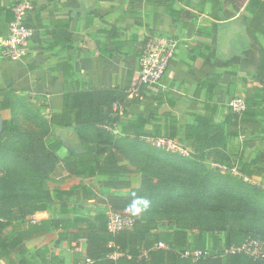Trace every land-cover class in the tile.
<instances>
[{
	"label": "crops",
	"instance_id": "1",
	"mask_svg": "<svg viewBox=\"0 0 264 264\" xmlns=\"http://www.w3.org/2000/svg\"><path fill=\"white\" fill-rule=\"evenodd\" d=\"M24 2L33 6L26 25L35 30V37L27 46V55L20 60L3 59L0 55V88L43 105L46 120L55 117L51 140L61 142L62 146L57 153V170L50 180L52 193L55 188L69 190L81 183L100 193L99 179L70 175L66 159L75 149L79 154L87 153L80 137L87 139L90 147L102 156H123L121 148L115 146V140L123 137L122 127L98 122L105 115L102 105H78L71 118L66 111L71 104L105 102L107 93L118 95L135 87L142 48L151 37L177 39L180 46L159 86L147 93L151 99L145 97L136 106L115 104L112 116L121 108L131 117L149 116L154 109L155 120L148 128L164 132L171 123V118L164 117L166 114L183 127L204 115L209 105L215 108V121L221 124L230 114V102L242 97L252 106L248 110L252 114L246 117L243 133L229 140L227 152L233 161L230 172L240 174L243 163H251L264 152V3L260 5L262 16L256 20L259 4L251 0H232L217 12L218 19L212 17V3L203 0H0V37L9 33L14 6ZM180 11L185 14L179 18L175 13ZM66 119H71L73 125L66 126ZM96 128L106 131L108 136L99 134ZM155 140L161 138L148 142ZM174 142L184 148L178 139ZM77 165L72 170L89 167L86 163ZM119 165L133 169L126 159ZM130 178L132 186L137 187L140 176L132 174ZM246 180L261 185L264 176ZM130 191L113 189L111 193L126 197ZM61 204L54 199L48 209L34 212L26 219L41 231V224L53 217L71 218L75 212L94 216L111 208L95 200L84 204L70 200L64 207ZM15 210L1 219L14 222ZM59 235V230L37 232L28 237L26 248L36 252L47 248V256L54 257L59 264L87 259L84 241L72 247L57 245ZM5 260L0 259V264H7ZM7 261L27 264L16 254Z\"/></svg>",
	"mask_w": 264,
	"mask_h": 264
},
{
	"label": "trees",
	"instance_id": "2",
	"mask_svg": "<svg viewBox=\"0 0 264 264\" xmlns=\"http://www.w3.org/2000/svg\"><path fill=\"white\" fill-rule=\"evenodd\" d=\"M203 1L212 3L214 19H218L217 12L225 9L226 4L232 2V0ZM251 2L259 4L255 13V19L259 20L263 12L260 5L264 3V0H251ZM175 14L180 18L185 12L180 11ZM155 87L157 86H140L138 98L129 99L127 92L130 88H128L118 95L113 92L107 93L104 97L105 102H80L77 106L74 104L68 106L66 112L71 118L73 113H76L75 109L78 105L85 103L91 107L102 105L105 115L98 122L106 126L120 125L122 127L123 137L114 140L115 146L121 148L123 156L119 157L115 153L102 156L90 147L87 139L80 137L81 145L87 153L82 151L79 154L75 149L66 159L70 175L99 179L97 184L99 194L85 183L69 190L55 188L53 193L45 189L44 182L50 180L57 170L60 160L57 153L62 146L61 142L47 139L56 126L55 117L53 116L50 121L40 120L39 132L22 131L18 123L22 107L19 100L21 97L8 89L0 88V110L2 114L4 112L12 114L11 119L4 118V132L0 139V147L5 146L0 151V168H5L7 171L5 178L0 180V192L12 193L13 198L30 206V215L48 209V204L54 199L60 200L62 207L66 206L70 200L77 204L95 200L107 203L116 212L129 213L135 220L131 230H122L113 234L108 230L106 213L97 212L94 216H85L75 212L71 218L53 217L43 222L40 231L39 227H34L26 219L29 216L22 217L23 214L15 216L14 222L2 220V217L12 214L8 211L0 216V259H6L7 264H14V262L8 263L7 259L16 254L27 264H59L54 257L47 256V248L38 252L26 248L29 236L37 232L48 234L59 230L57 245L72 247L74 243L85 242L84 253L89 264L124 262L165 264L167 261L171 264H264V257L255 258L244 251L231 253L232 250L242 249L249 239L260 241L264 246V230L262 229L255 230L243 225H231L229 222L220 226L219 230L212 226L188 229L173 226L154 216H147L152 214L149 210L152 204L160 203L161 198L165 196H172L173 198L169 201H174L177 197L184 195L188 187L189 197L198 198L193 204L201 206L204 211L212 209V206L216 208L215 205L217 209L221 207L226 209V206L232 203L235 206L247 208L248 213L264 217V181L258 185L246 180V178L254 180L264 176V167H261L264 164V152L257 155L251 163L246 165L243 163V168L238 175L230 172L233 169V161L227 152L229 140L243 133V127L247 123L246 117L252 114L248 112L252 107L250 103L245 101L246 109L240 114L233 112L230 108V114L221 124L215 121V108L209 105L206 106L204 115L194 118L192 123L183 127L178 126L170 114H166L164 117L171 118V123L167 125L164 132L160 128H156L155 132L148 128L155 120L154 109H151L149 116L140 114L131 117L121 108L115 117L112 116L115 104L121 107L139 105L145 97H149L146 96L147 93ZM207 89L211 91L209 87ZM124 119L127 120L124 122ZM66 120V126L73 125L71 119ZM76 123H79L78 119ZM97 132L108 136L106 131L97 129ZM158 138L168 141L178 139L188 155H181L165 146L158 147L148 142L149 139ZM148 158L159 162L169 171L184 172V168L187 171L191 170L198 175L200 182L193 180L185 188L180 179L168 175L170 174L168 170L165 174L152 170L150 175L142 173L141 169L119 165V162L126 159L129 165L137 167L141 160H148ZM207 162L216 166H211L209 170L206 168ZM79 163H86L89 167L84 170H72V166L77 167ZM223 168H227L228 171L224 172ZM202 169H207V172L205 173ZM139 173H141L139 185L133 187L130 175ZM113 189H131V191L128 196L119 197L111 193ZM136 198L147 199L150 204L146 210L141 211V215L134 216L131 205ZM5 200L7 199L1 198V201ZM160 243L164 244L165 248H160ZM187 251L191 253L200 251L203 256L186 257L184 254ZM115 256L118 258L113 260Z\"/></svg>",
	"mask_w": 264,
	"mask_h": 264
},
{
	"label": "rangeland",
	"instance_id": "3",
	"mask_svg": "<svg viewBox=\"0 0 264 264\" xmlns=\"http://www.w3.org/2000/svg\"><path fill=\"white\" fill-rule=\"evenodd\" d=\"M19 100L21 101L20 104L22 105L20 109L21 114L18 122L21 130L22 131L36 130L37 132H39L40 126H38V124L40 120H45L44 117L45 110L43 108L44 106L39 105L36 102L28 101L25 98H21ZM3 116L5 119L12 118L11 112H4ZM36 119H38V121ZM47 139L48 140L54 139L52 133L48 136ZM4 147L5 146L0 147V151ZM137 165H138L137 167L135 165H131V167L134 169H141L142 173H148L150 175L152 174V170L159 171L163 174H165L166 170H168L166 167L163 168L159 162H154L152 161V159L149 158L148 160L145 159L141 160L140 163H138ZM206 166L205 167L207 169L211 168L210 164H207ZM184 169H185L184 172H180L178 170L176 171L168 170L170 172V174L168 175L173 176L175 179H180L181 182L185 185V188L186 186L190 185L191 181L193 180H198L200 182V178L196 173H194L191 170L187 171L186 168ZM207 169L206 170L202 169V170L205 171L206 173ZM6 172L7 171L5 170V168H0V180L2 178H5ZM138 175L141 177V173H139ZM52 177L50 178V180H52ZM50 180L44 182V187L47 188L48 190H52L53 188V184L51 183ZM189 190L190 189H188L187 187L186 193L180 197H177V199H174V201H169L170 198H173L172 196L170 197L165 196V198H161L160 203L158 204L154 203L150 206L149 210L150 212H152V214L147 216L149 217L154 216L156 218H160V220L169 223L173 226H182L188 229H197L201 226H212L214 228H217V230H219L220 226H224L226 225V223L227 224L231 223V225L232 224L243 225L245 227L253 228L255 230H261V229L264 230V217L262 215L255 213H248L246 210L247 208L240 205L235 206L232 203L227 205L226 209H223V207L217 209V205H215L216 208L212 206V209L204 211L201 209V206L193 204V202L198 200V198L189 197L188 195ZM1 198L7 200L1 201ZM22 202L23 201L21 200L13 198L12 193L0 192V216L4 215V213L8 211L13 213L14 209H16L15 216L23 214L22 217L25 216L32 217V215L29 214L31 207L27 206V204ZM14 206L16 208H14ZM141 214L142 212H140L139 214H134V216Z\"/></svg>",
	"mask_w": 264,
	"mask_h": 264
},
{
	"label": "built area",
	"instance_id": "4",
	"mask_svg": "<svg viewBox=\"0 0 264 264\" xmlns=\"http://www.w3.org/2000/svg\"><path fill=\"white\" fill-rule=\"evenodd\" d=\"M33 9L29 2H24L14 6V20L9 26V33L0 37V55L3 59L20 60L27 55V46L35 37V30L26 25L28 13ZM180 46V41L167 37H151L142 48L139 59V73L137 85L130 89L127 93L129 99L138 98V88L142 85L159 86L163 75L171 60L174 58L176 50ZM230 108L235 113H242L246 109L245 99L242 97L234 98L230 102ZM154 144L158 147L165 146L172 152L188 155L187 150L182 148L178 143L168 140H155ZM227 172V168H223ZM108 218V230L115 234L122 230H131L135 225L134 218L129 213H119L110 208L106 212ZM159 247H165L160 243ZM259 252H258V251ZM244 251L246 254L252 255L255 258L264 257V246L260 241L249 239L240 250H232L231 253ZM192 255L194 258L203 256L202 252L196 251L191 253L185 252L184 256ZM76 264H89L86 259Z\"/></svg>",
	"mask_w": 264,
	"mask_h": 264
},
{
	"label": "clouds",
	"instance_id": "5",
	"mask_svg": "<svg viewBox=\"0 0 264 264\" xmlns=\"http://www.w3.org/2000/svg\"><path fill=\"white\" fill-rule=\"evenodd\" d=\"M149 204L150 202L147 199L136 198L131 205V211L134 214H139L142 210H146L149 207Z\"/></svg>",
	"mask_w": 264,
	"mask_h": 264
},
{
	"label": "water",
	"instance_id": "6",
	"mask_svg": "<svg viewBox=\"0 0 264 264\" xmlns=\"http://www.w3.org/2000/svg\"><path fill=\"white\" fill-rule=\"evenodd\" d=\"M3 132H4V117H3V114L0 110V139L3 135Z\"/></svg>",
	"mask_w": 264,
	"mask_h": 264
}]
</instances>
